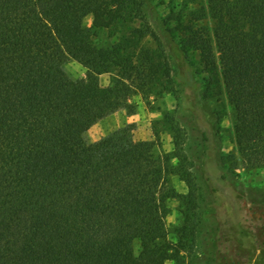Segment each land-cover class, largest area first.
Segmentation results:
<instances>
[{
    "label": "trees",
    "instance_id": "1",
    "mask_svg": "<svg viewBox=\"0 0 264 264\" xmlns=\"http://www.w3.org/2000/svg\"><path fill=\"white\" fill-rule=\"evenodd\" d=\"M169 2L161 14L155 0H0V264H189L197 196L175 118L164 116L176 148L164 156L124 129L84 137L120 109L135 114L134 95L173 91L198 124L212 191L235 217H212L203 264H264V199L234 188L209 160L229 105L232 158L264 168V0ZM70 60L84 77L67 72ZM201 89L216 121L199 107ZM172 157L187 195L171 183ZM175 197L187 207L182 239L172 242Z\"/></svg>",
    "mask_w": 264,
    "mask_h": 264
},
{
    "label": "rangeland",
    "instance_id": "2",
    "mask_svg": "<svg viewBox=\"0 0 264 264\" xmlns=\"http://www.w3.org/2000/svg\"><path fill=\"white\" fill-rule=\"evenodd\" d=\"M183 1V0H180ZM161 14H165L170 5L169 0H155ZM151 16V15H149ZM85 25L92 26L93 16L91 14L85 17ZM155 29L156 21L150 17ZM106 41L112 40L110 31L101 32L99 38ZM67 72L74 78L84 77L86 69L76 60H70L66 63ZM100 81L106 85L110 81V75L105 73L100 76ZM133 100L138 104L135 114H128L125 109H120L96 122L84 134L85 140L92 143L100 140L109 133L118 129H124L132 141L145 140L150 142V147L156 155L164 156L175 152V143L172 133L166 128L163 120L166 114L173 116L179 126L184 130L183 152L186 156L185 165L194 178L196 192V240L192 253H188L189 264H203L210 254L211 241L210 231L212 227V217L218 221L228 218L235 221L232 212L227 213L226 203L223 195L212 191L210 178L206 171L205 150L202 142V136L195 119L185 110L179 100L177 91L165 93L163 96L155 94L134 95ZM227 106V112L220 122H215V143L213 151L210 153L211 167L213 172L220 174L225 170L228 174L230 184L237 190H242L248 196L258 199H264V168H244L241 162L232 158L237 151L234 141L232 112ZM199 107L209 119L215 120L214 102L202 97V89L199 91ZM216 121V120H215ZM179 159L172 157L170 165L172 172L169 174L173 187L182 195L189 193V186L181 174L175 171ZM239 204V202H237ZM171 212L167 216L168 240L177 242L182 239V228L184 223V209L187 203L183 198H171L168 201ZM243 210L245 218L254 212L250 209L249 202L244 204ZM167 264H174L172 260Z\"/></svg>",
    "mask_w": 264,
    "mask_h": 264
}]
</instances>
